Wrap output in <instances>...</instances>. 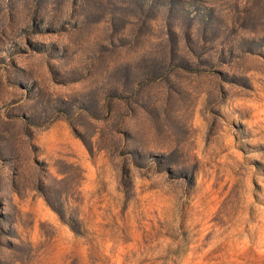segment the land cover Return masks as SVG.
Instances as JSON below:
<instances>
[{"label":"rangeland","instance_id":"1","mask_svg":"<svg viewBox=\"0 0 264 264\" xmlns=\"http://www.w3.org/2000/svg\"><path fill=\"white\" fill-rule=\"evenodd\" d=\"M0 0V264H264V0Z\"/></svg>","mask_w":264,"mask_h":264},{"label":"trees","instance_id":"2","mask_svg":"<svg viewBox=\"0 0 264 264\" xmlns=\"http://www.w3.org/2000/svg\"><path fill=\"white\" fill-rule=\"evenodd\" d=\"M177 1H179V0H165L164 5H165L166 9L170 12L176 6Z\"/></svg>","mask_w":264,"mask_h":264}]
</instances>
